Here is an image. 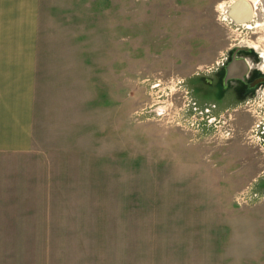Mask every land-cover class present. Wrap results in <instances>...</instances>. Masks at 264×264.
I'll return each mask as SVG.
<instances>
[{"label":"rangeland","instance_id":"374dc122","mask_svg":"<svg viewBox=\"0 0 264 264\" xmlns=\"http://www.w3.org/2000/svg\"><path fill=\"white\" fill-rule=\"evenodd\" d=\"M231 1L42 0L44 206L1 189L0 264H264V144L204 122L183 80Z\"/></svg>","mask_w":264,"mask_h":264},{"label":"crops","instance_id":"0c3cea01","mask_svg":"<svg viewBox=\"0 0 264 264\" xmlns=\"http://www.w3.org/2000/svg\"><path fill=\"white\" fill-rule=\"evenodd\" d=\"M41 5L42 0H0V192L21 193L23 204L43 207V199L27 194L37 183L46 191L35 145ZM3 202L0 207L17 206Z\"/></svg>","mask_w":264,"mask_h":264},{"label":"flooded vegetation","instance_id":"af4514ba","mask_svg":"<svg viewBox=\"0 0 264 264\" xmlns=\"http://www.w3.org/2000/svg\"><path fill=\"white\" fill-rule=\"evenodd\" d=\"M246 4L251 6V14L241 18L238 8ZM226 13L230 23L229 39L201 41L200 44H218V49L212 50L207 63L198 65L183 80L188 92L196 94L197 109L204 122L217 126L220 132L225 128L228 138L241 139L242 144L256 138L262 146L264 0H232ZM200 44L196 47L197 54L204 53ZM262 173L264 168L259 176Z\"/></svg>","mask_w":264,"mask_h":264},{"label":"water","instance_id":"95a60500","mask_svg":"<svg viewBox=\"0 0 264 264\" xmlns=\"http://www.w3.org/2000/svg\"><path fill=\"white\" fill-rule=\"evenodd\" d=\"M238 12H241L239 13V16L242 18V17H249V15L251 14V6L249 4H246L244 5L243 7L241 8H238ZM229 15L235 17L234 15L235 14H232L231 12H229ZM237 20H240L237 18Z\"/></svg>","mask_w":264,"mask_h":264}]
</instances>
